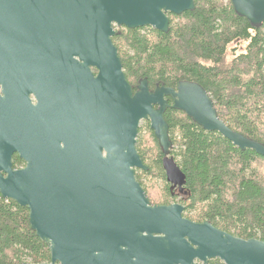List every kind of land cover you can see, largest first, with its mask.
Returning <instances> with one entry per match:
<instances>
[{"label": "water", "instance_id": "water-1", "mask_svg": "<svg viewBox=\"0 0 264 264\" xmlns=\"http://www.w3.org/2000/svg\"><path fill=\"white\" fill-rule=\"evenodd\" d=\"M196 1L0 0V11H11L23 27L0 26V85L7 105L0 108V193L29 208L30 227L51 250L48 263L23 264H208L214 258L264 264L263 240L192 221L180 203L151 205L136 179L135 169L147 168L136 144L143 120H150L164 155L170 154L164 116L169 107L264 156V143L229 127L198 82L151 89L143 78L134 90L126 78L112 39L116 27L167 33L169 13L194 10ZM231 1L252 25L264 23V0ZM26 93L38 102L26 118L18 110L16 137L9 99L17 95L19 106L30 107ZM68 99L80 108V143L61 146L63 127L54 108ZM15 152L25 167L14 169ZM167 172L169 180L184 183L183 172Z\"/></svg>", "mask_w": 264, "mask_h": 264}, {"label": "trees", "instance_id": "trees-1", "mask_svg": "<svg viewBox=\"0 0 264 264\" xmlns=\"http://www.w3.org/2000/svg\"><path fill=\"white\" fill-rule=\"evenodd\" d=\"M233 7L231 0H197L194 10L169 13L167 33L123 27L112 39L134 90L143 78L151 89L198 82L229 127L264 143V23L252 25ZM234 43L245 46L238 53L237 45L229 47ZM164 116L171 155L184 174V215L264 241V156L205 130L182 110L169 108ZM146 124L136 144L151 167L149 161L163 152L150 121ZM29 213L0 193V264L51 261L50 247L30 227ZM210 263L224 264L218 258Z\"/></svg>", "mask_w": 264, "mask_h": 264}, {"label": "flooded vegetation", "instance_id": "flooded-vegetation-1", "mask_svg": "<svg viewBox=\"0 0 264 264\" xmlns=\"http://www.w3.org/2000/svg\"><path fill=\"white\" fill-rule=\"evenodd\" d=\"M12 15L13 14L11 11H7V10L0 11V26L3 29H9V30H13L15 28V26L18 27V29H22L23 27L17 26L15 24V20H14V17ZM91 69L95 74L98 73L97 68L92 66ZM23 95H24L23 97L25 99H27V100L31 99L32 106L29 107L25 103H23L22 105L19 106L17 95H15V96L12 95L9 99L8 108L11 109V113H12V121H11L12 122V133L16 137L18 136L17 135V133H18V127H17L18 110H21L22 114L25 115V118H26V115H27L29 108L36 107L37 102H38L36 96L33 93H30L28 95L26 93ZM5 97L6 96H4L2 85H0V98H1L0 108L1 109L7 108V105H2V103L6 104ZM170 100H172V99H169V101ZM172 102L170 101L169 103L172 104ZM169 108H171V107H169ZM54 109H57V111L59 112V115H60L59 120H60V123L63 127V129H62L63 136H62V143H61L62 145L61 146H64V145H66V143L72 142V141H74V143H76V142L80 143V133H79L81 131L80 108H75L74 105L72 106L70 104V99H68V104L66 103V105L61 106V108H54ZM165 114H166V112H165ZM24 134H26L25 129L21 133V135H24ZM162 152H163V150H162ZM103 153L106 155L105 150H103ZM171 154L172 153L170 151V154L165 156L164 152H163L161 155H159V158H156L157 161L151 163V167L148 164V162H145L144 159L142 158L144 161V164L147 166V168L146 169L136 168L135 169L136 170V179L138 180L139 183H141V185L146 190V193H147L146 196H148V198L151 202V205H171V204H175V203H180L185 208L186 205L183 203L184 197L186 196L184 183L176 184L173 182V180L168 179V172H167L168 169H172L173 171H176L179 173L182 172L181 168H179L180 166L178 164L177 159L175 158L174 155H171ZM11 161L13 162L14 169H20V168H23L26 166V162L20 156L19 152H15L13 154ZM151 176H155V177L160 178L159 180H160V182H162L161 188L163 189L164 192L162 191V193L161 192L155 193V192H152V190L147 189L148 185L146 182L148 180V177H151ZM150 193H152V195ZM184 212H185V210H184ZM186 218H188V217H186ZM205 221H208V220H205ZM195 222H204V221H195ZM216 228H218V227H216ZM218 229H220V228H218ZM220 230H223V229H220ZM223 231H225V230H223ZM227 233H230V232H227ZM211 260L209 261L208 264H211L210 263ZM202 264H204V263H202Z\"/></svg>", "mask_w": 264, "mask_h": 264}, {"label": "rangeland", "instance_id": "rangeland-1", "mask_svg": "<svg viewBox=\"0 0 264 264\" xmlns=\"http://www.w3.org/2000/svg\"><path fill=\"white\" fill-rule=\"evenodd\" d=\"M121 28H123V27H116V30H118V29H121ZM237 45V46H236ZM234 46H236V47H238L237 49H238V53L240 52V51H242L243 50V46H245L244 44H242V43H238V44H236V43H234V44H232L231 46H229V47H234ZM237 53V54H238ZM229 59H232V56L231 55H229L228 56V59L227 60H229ZM149 120H143L142 122H141V126H140V128L142 127H145L147 124V122H148ZM139 136H140V134L138 135V138H139ZM149 163H152V161H149ZM160 178L159 177H155V176H151V177H148V180H147V189L149 190H152V192H155V193H159V192H161L162 193V191H163V189L161 188V183L162 182H160V180H159ZM164 192V191H163ZM151 195H152V193H150ZM153 198V197H152ZM197 264H202V262L201 261H197Z\"/></svg>", "mask_w": 264, "mask_h": 264}]
</instances>
